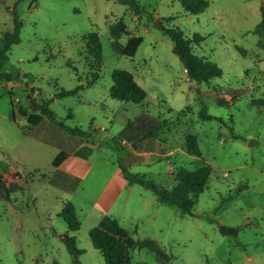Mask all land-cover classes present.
Segmentation results:
<instances>
[{"label": "rangeland", "instance_id": "rangeland-1", "mask_svg": "<svg viewBox=\"0 0 264 264\" xmlns=\"http://www.w3.org/2000/svg\"><path fill=\"white\" fill-rule=\"evenodd\" d=\"M136 1L143 12L118 0H7L6 12L0 10L5 19L0 37L13 30V8L23 22L21 42L9 53L11 79H0V181L19 184L10 200L0 189V264H106L92 245L88 223L81 221L78 231L69 232L58 216L65 199L41 176L47 174L50 159L33 158L24 149L22 137L30 124L18 110L41 111H33L31 98L40 106L52 100L49 108L57 118L89 131V142L105 140L90 156L95 164L101 157L123 162L131 172L167 189L175 185L180 169L212 167L194 216L161 206L156 215L151 207L122 221L134 238L155 241L170 257L165 262L155 252L136 249L131 264H264V107L253 103L264 97V33H253L264 0H208L209 7L200 14L186 13L180 0ZM156 21L178 27L190 38L203 36L194 53L215 62L223 75L202 84L191 81ZM118 22L125 27L121 45L140 40L133 56L113 47L110 29ZM91 32L99 34L102 44L100 78L78 95L60 97L62 90L91 79L83 39ZM115 69L133 74L147 92L143 103L110 97ZM203 109L213 119L201 118ZM134 121V133L160 128L143 147L158 156L133 162L131 145L122 150L115 138L132 135L127 126ZM189 135L196 136L201 157L188 154ZM158 143L175 154L163 157ZM37 165L41 173L34 170ZM107 177L105 172L96 188ZM220 227L239 232L223 234ZM66 233L76 237L80 255L69 252L62 239Z\"/></svg>", "mask_w": 264, "mask_h": 264}, {"label": "trees", "instance_id": "trees-1", "mask_svg": "<svg viewBox=\"0 0 264 264\" xmlns=\"http://www.w3.org/2000/svg\"><path fill=\"white\" fill-rule=\"evenodd\" d=\"M118 1L131 6L136 13L144 11L136 0ZM180 2L183 10L189 14H200L210 5L208 0H180ZM11 11L14 22L13 30L6 32L0 37V79H11L10 73L7 72L9 53L12 46L21 42V29L23 27V22L16 13L15 8ZM261 13V22L253 31L255 34L264 33V6L261 7ZM110 33L113 38V47L116 52L121 55L133 56L131 52L134 51L140 43V40H131L126 48L121 45L118 39L121 34L125 33V27L121 22H118L113 26L110 29ZM163 33L172 42L173 53L180 58L191 81L202 84L223 75L222 69L215 62L208 58L199 57L194 53V44H200L204 40L203 36L195 34L190 38L178 27H164ZM83 39L86 43L85 59H87L90 64L91 79L87 81L86 84L80 83L72 90H62L58 94L60 97L78 95L82 90L93 86L100 78V69L104 63L100 36L97 32H91L85 35ZM112 80L113 84L109 89V95L112 99L135 104L143 103L146 99L147 92L136 82L133 74L129 71L115 69L112 73ZM51 102L52 100L43 103L44 108L40 111V114L35 112L28 114L25 110L21 109L18 111L27 119L30 126H36L40 124L44 118H47L72 135L86 138L91 136L89 131H85L78 126H68L60 121L55 113L49 108ZM218 102L221 105L225 104L224 100L218 99ZM253 103L264 107V97L254 100ZM200 116L204 120L213 119V116L209 115L206 109L201 111ZM134 124L135 121L129 122L127 126V129H131L133 132L131 135L133 137L131 142H140L148 138H153L157 136V131L160 129L159 127H156L146 132L139 133L138 131L137 133H134ZM25 132L28 131L26 130ZM125 138L128 137L121 133L115 139L124 140ZM186 140L188 154L201 157L202 153L196 136L189 135ZM65 156L66 154H59L53 161V164L55 166L59 165ZM118 164L122 169L124 177L130 184H138L143 188L150 190L161 204L176 208L180 214L184 216H194V207L200 195L208 188L212 174V167L209 165L200 166L195 170L180 169L174 175L175 185L171 189H167L166 187L157 184L146 175L131 172L123 162H118ZM18 186L19 184L17 182L6 186L0 181V189L4 191L7 200H10L11 193H13ZM58 216L62 217L67 223L69 232H76L81 228V222L73 203H64ZM89 238L94 248L103 256L106 264H131V252L136 249H147L155 252L157 256L165 262L170 260L165 249L155 241L134 238L133 234L120 226L119 222L110 216H105L97 226L90 229ZM62 239L72 255L78 256L82 253V250L77 247L76 237H72L66 233L62 236Z\"/></svg>", "mask_w": 264, "mask_h": 264}, {"label": "crops", "instance_id": "crops-1", "mask_svg": "<svg viewBox=\"0 0 264 264\" xmlns=\"http://www.w3.org/2000/svg\"><path fill=\"white\" fill-rule=\"evenodd\" d=\"M7 5V0H0V10L6 12ZM4 20L0 16V27L4 24ZM38 129L41 130L40 134L35 133ZM27 131L22 137L26 153L33 158L47 156L50 159L47 174L41 175L43 181L51 186L59 197L65 199L63 204L67 201L75 205L80 222L86 221L88 229L97 226L105 216L115 218L120 226L124 227L122 225L124 219L131 220L138 213H147L151 207L155 209L153 215H156L161 206H168L161 204L155 195L151 197L147 191H144L147 189H138L137 186L140 185L130 184L119 164L114 160L101 157L96 164L92 161L91 154L105 142L104 139L99 143H91L89 138L72 135L47 118L36 126H30ZM52 137L55 140H52ZM127 137L129 138L121 140V148L125 150L131 145L133 162L148 161L151 156H158L156 152L148 151L146 148L143 150L149 139L140 141L136 147H132L133 137L131 135ZM71 141L75 143L73 146L69 145ZM158 147L163 157H169L176 152L175 149H170L161 143H158ZM26 153L24 157L27 156ZM61 153L66 156L59 165L55 166L53 161ZM34 168L41 173L38 165ZM105 172H108L106 181L96 188Z\"/></svg>", "mask_w": 264, "mask_h": 264}, {"label": "water", "instance_id": "water-1", "mask_svg": "<svg viewBox=\"0 0 264 264\" xmlns=\"http://www.w3.org/2000/svg\"><path fill=\"white\" fill-rule=\"evenodd\" d=\"M263 6H264V3H263ZM155 25L163 30V26L162 24H160L159 22H155ZM30 104L32 105V109L33 111H38V110H42L44 108V106H40L37 101H36V98H31L30 99ZM254 144V141L251 142V145ZM136 147V146H135ZM220 230L223 234H233V235H237L239 230L238 229H234V228H226V227H220Z\"/></svg>", "mask_w": 264, "mask_h": 264}]
</instances>
